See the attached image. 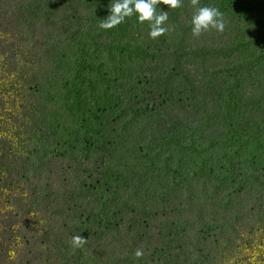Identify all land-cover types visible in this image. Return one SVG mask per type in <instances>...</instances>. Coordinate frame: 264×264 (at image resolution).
<instances>
[{
	"label": "rangeland",
	"instance_id": "rangeland-1",
	"mask_svg": "<svg viewBox=\"0 0 264 264\" xmlns=\"http://www.w3.org/2000/svg\"><path fill=\"white\" fill-rule=\"evenodd\" d=\"M85 1L68 43L59 23H12L34 0L0 8V145L10 170L34 165L28 186L0 185V264H264V0H200L225 28L199 38L190 0L159 5L158 40L136 15L100 29L112 0ZM124 41L134 63L115 55ZM112 80L134 82L131 109Z\"/></svg>",
	"mask_w": 264,
	"mask_h": 264
},
{
	"label": "trees",
	"instance_id": "trees-1",
	"mask_svg": "<svg viewBox=\"0 0 264 264\" xmlns=\"http://www.w3.org/2000/svg\"><path fill=\"white\" fill-rule=\"evenodd\" d=\"M18 1L21 0H3V2H0V8L3 7V9L6 10H11L14 9V4ZM44 3V4H43ZM84 3H86L85 0H73L70 4H65L62 8L60 9L59 6L54 5V7L51 6L52 1L47 0V2H44L42 0H34V3L32 4V6L30 7V11L29 10H24L25 7L23 6V9H21L20 11V16H19V21H12V23H14V25L16 27H23L24 25L28 26L31 25L33 27L34 30H37L38 27V22L39 21H43L45 23V25H47V27H51V28H55L57 26V24L59 23V30L61 31V34L63 36L62 42L63 43H68L71 40L76 42L77 41V37L80 31V26L83 23V17H82V9L84 7ZM52 8H51V7ZM88 6H93L92 4H88ZM91 8V7H90ZM9 15V14H8ZM7 19V17H6ZM73 21V23H75V25L77 26V30H73L70 27L71 22ZM52 22V23H51ZM51 24V25H50ZM50 25V26H49ZM126 28V25H122L121 29L119 30V33H122ZM53 35V34H52ZM122 38H125L124 36ZM125 42V41H124ZM117 47H114V50L116 51V57H118L119 61L121 62H132L134 63V57H137L135 55L136 51L141 50L139 47L136 46V48L132 49V51H129L130 46H129V42H125L124 44H117ZM60 52V49L57 48H49L48 46L44 45L43 47V55L44 57H47L51 63H52V67L54 65H56L57 63V58H58V54ZM101 74L105 73V66L103 64L100 65H95L94 66ZM89 69V66H88ZM101 76V75H100ZM102 76L106 77V74H102ZM32 79L35 81L36 80V76H32ZM110 83V80H107ZM36 82V81H35ZM128 83H134L131 80H126L124 82H117L112 80V84L116 87H118L119 90V95L120 97H125L126 99V103L125 106L123 107V110L125 109H131L132 106L134 105V102L136 100V94L134 95V91H136L135 87H127L126 85ZM107 106L102 108L103 110L99 109V114H103L104 112H107V109H110L111 107H113V102L109 101L105 104ZM83 106L80 107L79 112L82 110ZM95 110H97L95 108ZM86 111H90L88 110V108H86ZM95 112V111H93ZM6 142L2 143L0 145V185H2L3 188L8 187L12 192V189L10 187H14L13 185L15 184V180H14V175H18L19 176V182H21V184L25 185V183L27 184V186L30 183V179L32 178V176L29 177L27 171L30 170L31 167H34V165H28V161L22 160L23 163L25 164L26 168L25 169H16V170H10L9 168L14 167V166H10V164L12 163L11 160H16L10 157H7V149H6ZM105 145V143H103ZM107 145V142H106ZM105 145V146H106ZM58 152V151H57ZM20 161V162H22ZM9 171H11V174L9 173ZM12 175V176H10ZM16 185V184H15ZM20 185V183H19ZM18 185V186H19ZM17 186V185H16ZM3 193V189L0 187V196ZM36 193V192H35ZM37 196L34 194L33 198H36ZM42 202V201H41ZM38 205V206H37ZM41 203L36 201L34 203V205H30L29 209L31 211L35 210V211H40V206Z\"/></svg>",
	"mask_w": 264,
	"mask_h": 264
},
{
	"label": "clouds",
	"instance_id": "clouds-1",
	"mask_svg": "<svg viewBox=\"0 0 264 264\" xmlns=\"http://www.w3.org/2000/svg\"><path fill=\"white\" fill-rule=\"evenodd\" d=\"M159 5L176 10L182 7V0H112L109 5L110 15L104 20H99L98 27L105 31L112 30L124 23L126 19L136 15L140 24L147 23L150 29V38L158 40L170 30L165 26L169 19V12L161 10L157 12ZM190 5L195 9L191 18L193 37L199 38L212 30L224 31L223 13L218 8L200 6V0H190ZM87 242L88 239L83 238L80 234L72 236L69 241L73 250L82 249ZM15 255L14 251L9 252L12 259H15ZM143 255L142 249L136 250L135 257L137 259L142 258Z\"/></svg>",
	"mask_w": 264,
	"mask_h": 264
}]
</instances>
